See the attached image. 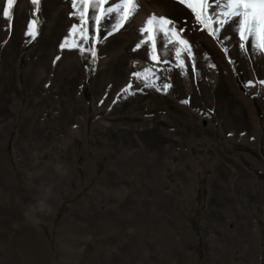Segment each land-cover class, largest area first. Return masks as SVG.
<instances>
[{"label":"rangeland","instance_id":"1","mask_svg":"<svg viewBox=\"0 0 264 264\" xmlns=\"http://www.w3.org/2000/svg\"><path fill=\"white\" fill-rule=\"evenodd\" d=\"M122 3L88 24L95 57L60 48L82 43L72 0L0 13V264H264V52L176 0L127 21ZM153 14L187 41L153 34L167 63L145 44Z\"/></svg>","mask_w":264,"mask_h":264},{"label":"snow or ice","instance_id":"2","mask_svg":"<svg viewBox=\"0 0 264 264\" xmlns=\"http://www.w3.org/2000/svg\"><path fill=\"white\" fill-rule=\"evenodd\" d=\"M16 0H7V7L2 8L0 13L2 17L10 18L11 10ZM31 4L36 6L35 16L39 10L40 0H30ZM138 0H123L121 5L122 21H127L133 14ZM177 3L185 5L195 17L196 22L207 28H210L209 34L214 35L220 31L228 22H234L237 25L240 40L242 41L240 47L244 48L245 43L249 40L253 46L259 48L261 52H264V0H224L225 11L223 13H216L214 11V3L216 7L219 6V0H176ZM74 12L73 15L79 13L80 25L79 28V40L82 43L69 45L66 41L60 45L61 49L66 47L79 48L81 52H91L92 57L96 56L95 47L91 49L85 48L84 44L88 43V24L91 21L96 30L98 31L100 21L106 13L113 11L111 7H106V0H72ZM221 16L224 19H221ZM37 20L33 19L27 26L26 35L34 40L37 36ZM150 28H145L144 32L147 34L148 39L145 40V44L148 40H152L150 59L153 62H163L159 57L158 48L155 42L154 33L159 31L162 35H174L177 37L176 41L172 39L168 40V44L179 43L180 45H187V41L184 40L180 33L183 32V28L177 31L175 22L165 18L156 17L154 14L147 21ZM171 25V27H169ZM77 27H73V34L77 33ZM94 39V38H93ZM139 47V45H138ZM188 56H191V49H187ZM181 49L177 47L175 49V56L179 66L184 65L183 59H181ZM59 59V57H57ZM136 77H141V73H135ZM168 86L165 85V88ZM128 91V89H125Z\"/></svg>","mask_w":264,"mask_h":264},{"label":"clouds","instance_id":"3","mask_svg":"<svg viewBox=\"0 0 264 264\" xmlns=\"http://www.w3.org/2000/svg\"><path fill=\"white\" fill-rule=\"evenodd\" d=\"M55 171L58 176H66L69 172V166L64 164L63 162H58L55 166ZM44 192V200H41L38 202V204L41 206L40 210L44 211L47 210L48 206L45 203V200L50 199L53 196V186L47 185L41 186Z\"/></svg>","mask_w":264,"mask_h":264},{"label":"bare ground","instance_id":"4","mask_svg":"<svg viewBox=\"0 0 264 264\" xmlns=\"http://www.w3.org/2000/svg\"><path fill=\"white\" fill-rule=\"evenodd\" d=\"M139 63V62H138Z\"/></svg>","mask_w":264,"mask_h":264}]
</instances>
